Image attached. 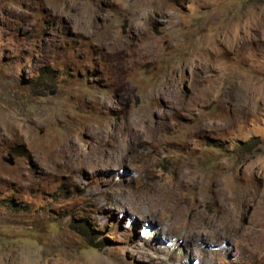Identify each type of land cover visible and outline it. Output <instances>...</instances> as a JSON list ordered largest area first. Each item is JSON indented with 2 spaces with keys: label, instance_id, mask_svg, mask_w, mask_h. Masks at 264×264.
I'll return each mask as SVG.
<instances>
[{
  "label": "rangeland",
  "instance_id": "rangeland-1",
  "mask_svg": "<svg viewBox=\"0 0 264 264\" xmlns=\"http://www.w3.org/2000/svg\"><path fill=\"white\" fill-rule=\"evenodd\" d=\"M0 264H264V0H0Z\"/></svg>",
  "mask_w": 264,
  "mask_h": 264
},
{
  "label": "bare ground",
  "instance_id": "bare-ground-1",
  "mask_svg": "<svg viewBox=\"0 0 264 264\" xmlns=\"http://www.w3.org/2000/svg\"><path fill=\"white\" fill-rule=\"evenodd\" d=\"M130 124V123H129ZM133 142V141H132ZM219 179V178H218ZM215 181H218V180H215ZM221 186V185H220ZM156 194V199H155V201L154 202H151L153 205H154V207H155V209H158V210H161V211H163V212H168V213H172V214H174V215H177V218L180 220V223L181 222H184V223H186V225H188V224H190L191 226L192 225H197V224H199V221H195V222H193V219H191V218H188V219H185V218H187V217H184V219H183V216L181 217V215L180 214H178V212H177V210H176V208H175V205H174V202H173V196H174V193L172 192V191H170V190H168V189H164V188H160V189H158L157 190V193H155ZM148 199V198H147ZM153 200V199H152ZM218 208V207H217ZM195 215V214H194ZM197 216V215H196ZM196 218V217H195ZM205 219H206V217H204ZM213 218V217H212ZM221 218V217H220ZM228 218V217H227ZM177 219V220H178ZM204 219V220H205ZM211 219V218H210ZM219 219V218H218ZM226 219V218H225ZM182 220V221H181ZM198 220V219H197ZM203 220V219H202ZM207 220V219H206ZM217 222H219V221H217ZM221 222V221H220ZM230 222V221H229ZM228 222V223H229ZM184 223H182V224H184ZM225 223V222H224ZM209 224V223H208ZM180 225V224H179ZM213 225V224H212ZM221 225V224H220ZM219 225V226H220ZM226 225H228V224H226ZM232 226H237V227H239V225H238V223H232L231 224ZM236 227V228H237ZM200 228V227H199ZM198 229V228H197ZM195 234V233H194ZM199 238V237H198ZM197 238V239H198ZM200 239V238H199Z\"/></svg>",
  "mask_w": 264,
  "mask_h": 264
},
{
  "label": "trees",
  "instance_id": "trees-1",
  "mask_svg": "<svg viewBox=\"0 0 264 264\" xmlns=\"http://www.w3.org/2000/svg\"><path fill=\"white\" fill-rule=\"evenodd\" d=\"M257 141V138L254 139V143ZM254 143L250 144V147H253L254 146ZM85 233H87V235H90V232L86 229V228H83L82 229Z\"/></svg>",
  "mask_w": 264,
  "mask_h": 264
},
{
  "label": "water",
  "instance_id": "water-1",
  "mask_svg": "<svg viewBox=\"0 0 264 264\" xmlns=\"http://www.w3.org/2000/svg\"><path fill=\"white\" fill-rule=\"evenodd\" d=\"M4 161L7 162L10 165H13V163H14L11 158L10 159L9 158H5Z\"/></svg>",
  "mask_w": 264,
  "mask_h": 264
}]
</instances>
